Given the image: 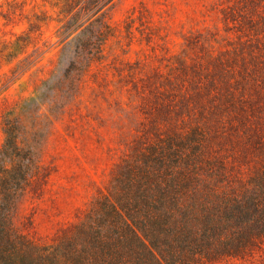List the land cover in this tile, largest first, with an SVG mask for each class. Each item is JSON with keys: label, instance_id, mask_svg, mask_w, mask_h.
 Returning a JSON list of instances; mask_svg holds the SVG:
<instances>
[{"label": "rangeland", "instance_id": "1", "mask_svg": "<svg viewBox=\"0 0 264 264\" xmlns=\"http://www.w3.org/2000/svg\"><path fill=\"white\" fill-rule=\"evenodd\" d=\"M62 4L0 0V167L25 169L13 230L56 264L88 227L142 255L128 215L143 221L145 193L174 182L194 232L238 203L248 237L176 264H264V0H114L101 34L86 18L63 32Z\"/></svg>", "mask_w": 264, "mask_h": 264}, {"label": "trees", "instance_id": "2", "mask_svg": "<svg viewBox=\"0 0 264 264\" xmlns=\"http://www.w3.org/2000/svg\"><path fill=\"white\" fill-rule=\"evenodd\" d=\"M113 1L63 0L61 7V15L65 19L62 25L63 32L70 33L86 18L88 24L96 23L98 33L101 34L106 27L101 16ZM4 132L7 135V145L15 152L18 150L17 138L15 139L11 129L10 131L5 129ZM8 163L3 161L0 167V261L4 264H56V253H39L34 243L17 234L12 228L8 215L9 205L13 199L14 188L20 187L21 180L25 178V169L19 163H10V167ZM180 186L182 185L176 187L174 182H167L165 187L159 188L157 195L145 193L143 221H137L128 215L133 225L148 241V245L145 244L147 249L142 255L134 253L130 239L123 240L117 235L112 236V233L104 236L97 228L88 227L81 233L85 243L78 244V237L64 240L61 245V264H176V259L181 260L185 255L181 253L184 251L190 253L194 247L200 250L201 247L212 249V252L207 249L206 256L209 260L215 254L231 255L238 252L248 238L243 233L244 228L237 221V218L242 216V206L237 205L238 203L230 205L224 203L222 207L220 205L219 212L216 209L212 216L200 219L203 225L197 233L190 225L189 214L192 206L183 208L179 202L178 196L183 190ZM152 210H155V214H152ZM221 218L230 219L229 222L239 226L233 233L235 241L226 236L223 238L219 236L225 228V223L219 220ZM176 220L179 222L178 225L175 223ZM154 231L161 235L155 234Z\"/></svg>", "mask_w": 264, "mask_h": 264}]
</instances>
